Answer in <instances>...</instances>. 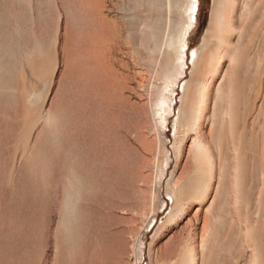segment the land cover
I'll list each match as a JSON object with an SVG mask.
<instances>
[{
    "label": "rangeland",
    "instance_id": "obj_1",
    "mask_svg": "<svg viewBox=\"0 0 264 264\" xmlns=\"http://www.w3.org/2000/svg\"><path fill=\"white\" fill-rule=\"evenodd\" d=\"M86 1L0 0V264H58L60 249L62 264H264V0H245L242 27L223 32L227 57L199 132L178 143L195 67L186 57L179 75L165 40L181 28L183 0H88L111 24L89 17ZM215 2L200 0L189 54L204 56ZM199 142L214 161L201 172ZM115 166L81 222L82 189L66 178ZM177 187L186 205L167 223Z\"/></svg>",
    "mask_w": 264,
    "mask_h": 264
},
{
    "label": "bare ground",
    "instance_id": "obj_2",
    "mask_svg": "<svg viewBox=\"0 0 264 264\" xmlns=\"http://www.w3.org/2000/svg\"><path fill=\"white\" fill-rule=\"evenodd\" d=\"M86 3L88 6L87 14L93 20L100 19L106 23H113L108 15H105L104 12H101L100 9L94 6L90 1L87 0ZM199 3L200 0H183L182 5L180 6V14L183 17L181 28L177 35H168L165 40L168 51L176 54V58H172L171 61L174 63L179 75L183 73V66L186 57L191 59V62L195 67L193 79L190 82L187 81L183 84V92L185 95L187 94L189 96L190 114L187 117V115H185L186 110H180L179 115L175 118L173 123V134L176 143L186 139L187 135L185 136V134L191 130H194L197 133L199 132L200 120L203 117L204 110L207 108L211 86L216 81V79L221 76L222 68L227 57L225 54L226 52L222 48L224 47V44L227 43L228 39L223 34V32L225 30L231 31L233 29L242 27V24L239 22L243 21V18L249 14L247 7L248 5L245 0H216L215 9L212 15V26L209 28V32L203 39V48L206 49V51L204 56L201 57L200 50L198 49H193L190 54L188 53L187 42V37L190 33V30L198 21V12L200 10ZM145 24L147 30H153V26H150L147 23ZM213 31H217L218 33H216L214 36L216 38V42L214 45L207 47V44L210 43L211 39L213 38ZM167 83L169 86V82ZM166 103L167 98L162 94L157 103V110H163ZM75 145L70 146V148H68L66 151V158L71 175L75 174L77 170V164H79L78 150ZM197 147L199 150V163L197 169L198 172H201L204 164L210 166L214 164V161L212 155L208 153V149L202 142H199ZM176 148H179L177 144ZM58 155H60L59 152L57 156ZM104 172V176H99L96 175V172H91L86 169V173H84L83 177L81 178H76V180L73 176L66 178L68 181L67 185H69V187L78 186V189H82H80L81 191L78 190L80 193L77 195L76 202L73 206V211L77 213V217H79L81 222L86 220V217L90 214V210L93 208L94 204L100 207L103 198L101 199V196L99 197V195L102 193L105 194L104 196H107V194L110 192L108 187L110 181L114 178V176H116V166L107 168ZM64 177L65 176H63V174H60V180L56 189L57 196L60 198V201L57 204L60 214L63 209V199L61 200V198H65L66 192L68 190L67 185H65L63 182ZM95 188L97 189L96 192L92 193ZM195 189L199 190L200 188L196 187ZM178 190H180V188L177 187L174 195L171 196L172 201H175V205L169 213L167 223H174L185 208L186 203L178 200ZM112 207L113 205L109 201L105 202L104 210H110ZM72 232L73 231H70V234H68H76ZM65 237L67 236H61L60 230L57 236V241L61 242ZM83 246L84 248H87L85 244H83ZM9 252L12 253V250L10 249ZM58 254V264H62L65 259L69 262V258L65 257L64 252L61 249L59 250ZM87 264H92V262L88 261ZM185 264L192 263L185 262Z\"/></svg>",
    "mask_w": 264,
    "mask_h": 264
}]
</instances>
